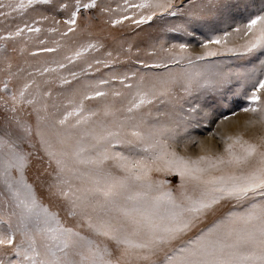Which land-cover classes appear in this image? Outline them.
Wrapping results in <instances>:
<instances>
[{
	"label": "snow or ice",
	"instance_id": "6c2138e0",
	"mask_svg": "<svg viewBox=\"0 0 264 264\" xmlns=\"http://www.w3.org/2000/svg\"><path fill=\"white\" fill-rule=\"evenodd\" d=\"M48 3L50 0H27L26 4L25 0H19L15 5L0 2V16ZM174 4L175 0H124L121 11L133 10L132 15H124L112 23L132 20L136 25L145 24L157 12L176 16L184 6L183 0L180 5ZM6 7L11 12L2 11ZM96 7L97 0L62 2L60 10L69 12L64 21L68 29L63 35L75 32L82 10L87 12ZM218 7L223 12L234 5L223 3ZM135 16L138 18L134 19ZM188 26H193L192 20L168 30L195 35L194 31H188ZM25 27L29 32L40 31ZM242 30L249 38L238 47H227L232 33L225 32L202 45L205 48L209 44L221 45L223 51L209 49L193 57L187 52L188 45L173 44L169 49L161 48L168 53V62H140L145 68L165 69L166 74L148 77L134 71L113 76L112 80L129 90L127 104L119 108L106 101L102 108L85 114L86 100L109 95L114 100L125 97L120 90L113 89L111 93L101 90L111 82L103 79L87 85L92 91L81 93L78 103L70 100L72 110L55 123L41 115L47 113V103L37 106V98L49 97L51 92L37 90L32 98H26L31 84H25L18 95L10 97V106L5 101V112L13 115L0 125V213L7 217L6 228L0 230V264H264V143L258 145L229 137L233 142L226 144V156L186 158L169 145V140L176 139L172 129L166 124L151 123L146 118L152 115L151 111L137 116L142 108L154 102L170 103L167 98H175L174 85L179 84L184 93L191 95L194 87L209 89L229 83L233 75L239 78L238 73L224 72L210 64L203 66L206 73L183 68L173 73L170 64L187 60L188 65H195L196 61L224 53L238 56L264 53V6L243 29H234L236 33ZM23 32L24 28H17L7 38ZM99 47L102 45L89 43L74 56L79 58ZM66 59L71 63L73 57ZM95 63L109 66L100 60ZM58 66L66 67L62 63ZM261 66L264 68V60ZM54 71L45 67L40 74ZM70 75L76 79L80 73ZM246 78L252 91L247 96L249 106L243 111L260 113L264 120V78H255V73L246 74ZM61 83L67 85L72 81L61 77ZM17 104L33 106L26 115L31 117L35 113V131L28 120L15 115ZM188 111L195 112L196 108ZM70 117H75L71 124ZM118 146L125 148L127 154L113 150ZM109 162L123 175L114 174ZM33 163L41 165L37 171V179L42 180L41 190L50 202L62 206L67 217L76 221L74 227L66 226L59 211L52 210L38 197L27 175ZM154 172L178 176L179 195L166 189L170 181L154 180ZM222 201L232 207L200 227L219 211ZM12 217L16 218L15 225ZM83 227L90 235L78 230ZM193 232L194 235H189ZM17 233L21 237L19 242Z\"/></svg>",
	"mask_w": 264,
	"mask_h": 264
},
{
	"label": "rangeland",
	"instance_id": "374dc122",
	"mask_svg": "<svg viewBox=\"0 0 264 264\" xmlns=\"http://www.w3.org/2000/svg\"><path fill=\"white\" fill-rule=\"evenodd\" d=\"M0 2L5 5H15L19 3V0H0ZM62 2L72 3V0H50L48 4H34L16 12H11V9L7 7L2 9L11 14L0 16V37H3L0 39V125L6 117L13 115L11 112H5V101L10 106L12 103L10 97L13 94L18 95L25 84H31L25 94L26 98H32L37 90L40 93L51 92L49 97L37 98V106L47 103L48 111L41 112V115L48 116L50 123H55L66 111L72 110L73 104L69 103L70 100L78 103L81 93L92 91L86 87L87 85H94L102 79L111 82L102 86L101 90L109 93L113 89L120 90L125 93V97L114 100L109 95L106 98L86 100L85 114L88 110L102 108L106 101L114 102L118 108L124 106L127 104L129 90L117 80H112L113 76L131 74L134 71L139 74H148V77L152 74H166L165 69L145 68L140 62L149 64L156 61L168 62V53L161 48L169 49L173 44L188 45L187 52L195 57L209 49L223 51L221 45L209 44L207 48L202 45L214 36H223L225 32H229L232 35L228 37L227 47H238L249 37L244 36L243 30L236 33L234 29L238 27L243 29V25L252 16L258 14V10L264 6V0H194L193 3L183 0L184 6L176 16H170L167 12L163 14L157 12L153 20L145 24L136 25L132 20H123L121 24L113 25L112 21L122 19L124 15L131 16L133 10L127 13L121 11L124 0H97L96 8L87 12L81 11L75 32L63 35L68 29L64 21L68 18L69 12L60 10L59 5ZM26 3L27 0H25ZM223 3L232 4L234 7L222 12L218 5ZM180 4L181 0H175L174 6ZM133 18L136 19L138 16ZM187 20H192L193 26H188V31H194L195 35H187L184 31L168 30ZM26 25L39 28L40 31L29 32ZM17 28H24V32L20 36L7 38L8 34L14 33ZM51 29L55 31H50ZM89 43H97L102 47L89 50L76 58L75 52ZM44 48H52L55 51L44 52L42 51ZM173 51L178 52L179 49H173ZM108 53H111V56ZM66 57H73L72 62L69 63ZM96 60L107 62L109 66L105 67L104 63L96 64ZM262 60H264V53L261 52L243 56L224 53L209 57L206 61H196L195 65H188L187 60L181 61L180 64H170L173 73L179 72L182 68L193 73L197 71L206 73L207 70L203 66L210 64L214 67L218 66L224 72L240 75L239 78L233 75L230 82L222 86L216 84L209 89L194 87L191 95L184 93L179 84L174 85L175 98H167L171 100L170 103L154 102L142 108L137 116L151 111L152 115L146 117L151 123L166 124L172 129L176 139L169 140V145L186 158L226 156L225 146L233 142L229 137H240L250 143L262 144L264 143V120L261 119V114L243 111L249 106L247 96L252 91L251 82L247 80L246 74L255 73V78H264ZM61 63L66 67L60 68L58 65ZM89 65H91L90 68ZM45 67L54 68L56 71L41 75ZM72 72L80 73L79 77L73 79L70 75ZM61 77L68 78L72 83L62 84ZM204 78L205 76H202L201 80ZM16 107L15 115L22 120H28L35 131V113L33 112L31 117L26 115L32 112L33 106L17 104ZM193 107L196 111L189 112L188 109ZM74 121L75 117L69 118V124ZM37 148H39L38 144ZM113 150L126 153V149L119 146ZM108 167L114 174L123 175L118 169L112 167V162H109ZM40 168L41 165L38 163H33L29 168L27 173L29 182L36 187L41 201L48 204L52 210L59 211L66 226L74 227L76 221L67 217L62 206L50 202L41 190L42 180L37 179V171ZM152 178L170 181L165 186L166 189H171L174 195H179L178 176H166L163 173L154 172ZM231 207V203L222 201L218 206L219 211L210 216L200 227L207 226L215 219V216L228 211ZM5 219L7 217L0 213V230L6 228ZM11 222L15 225L16 218L12 217ZM78 230L84 235H90L86 227ZM194 234V232L189 233V235ZM20 239L17 233L16 241L19 242Z\"/></svg>",
	"mask_w": 264,
	"mask_h": 264
}]
</instances>
